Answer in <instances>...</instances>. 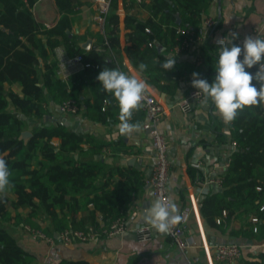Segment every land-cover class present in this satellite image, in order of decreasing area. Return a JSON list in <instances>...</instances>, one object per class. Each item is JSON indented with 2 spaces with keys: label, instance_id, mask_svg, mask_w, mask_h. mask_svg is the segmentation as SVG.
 Masks as SVG:
<instances>
[{
  "label": "trees",
  "instance_id": "16d2710c",
  "mask_svg": "<svg viewBox=\"0 0 264 264\" xmlns=\"http://www.w3.org/2000/svg\"><path fill=\"white\" fill-rule=\"evenodd\" d=\"M62 1L56 0L60 6ZM211 1L151 0L152 18L145 21L125 18V52L138 71L140 63L148 65L146 71H139L146 81L161 90L167 89L161 84L163 81L168 82V87L175 86L184 74L182 66L175 62L172 70H163L158 61L162 63L167 56L165 52H172L180 43L183 37L180 29L199 33L201 16ZM34 2L0 0V157L7 162L13 185L6 194H0V264L36 262L35 255L20 245L16 226L23 224L41 230L56 242L55 234L65 229H85L83 218L77 214L93 205L91 213L99 211L104 219L100 225L93 216V225L100 229L124 215L134 194L145 184L141 170L109 164L97 157L103 150H108L105 156L115 157L119 149L114 143L78 132L63 122L42 120L50 114V102L59 105L68 98L78 102L83 119L109 120L112 116L109 109L101 107L104 99L111 106L114 97L103 90L97 76L104 68H118V63L114 57L105 58L97 50L83 49L74 42L69 50L80 53L84 61L97 67L74 73L69 78V87L64 85L56 74V62L44 59L46 48L39 35H46V43L53 49L57 44L51 40L53 36L67 39L68 17L62 16L55 25L46 28L32 15ZM176 13L180 24L175 22ZM145 27L150 29L149 33ZM97 36L114 55L118 52L116 0H110L102 33ZM157 44L163 45L165 51L159 52ZM39 56L44 59L41 65ZM119 70L122 71L121 66ZM208 70L209 67L201 74ZM246 71L255 75L258 66ZM14 83L19 85L20 93L11 88ZM253 84L259 88L255 80ZM138 111L143 113L142 109ZM17 112L36 119L27 140L19 137L28 127L27 120L20 119ZM229 129L236 148L222 175L221 188L200 198V214L207 225L215 228L226 229L236 219L240 226L231 229V234L260 241L264 239V208L259 209L264 204V105L239 112L229 123ZM54 138L58 140L57 146L52 143ZM249 215L256 216L258 222L252 223ZM216 218H220L219 224ZM56 264L89 263L61 258ZM243 264H264V251L253 254Z\"/></svg>",
  "mask_w": 264,
  "mask_h": 264
},
{
  "label": "crops",
  "instance_id": "0c3cea01",
  "mask_svg": "<svg viewBox=\"0 0 264 264\" xmlns=\"http://www.w3.org/2000/svg\"><path fill=\"white\" fill-rule=\"evenodd\" d=\"M150 1L116 0L119 49L114 55L97 36L102 33V30L99 28V13L93 0H64L61 6L56 0H35L31 11L40 25L51 27L64 15H67L70 23V27L65 30L67 39L60 35L51 38L52 41L57 42L53 49H49L46 35H39L46 48L44 59L56 62L58 78L69 87L68 81L73 74L68 79L62 78L58 72L59 62L62 57L73 54L68 48L69 45L75 42L81 47V44L89 38L91 40L89 49L97 50L105 58L114 57L118 63V69L121 66L123 72L145 80L126 55L127 30L124 20L128 17L141 21L152 18ZM208 16L214 18L215 22L207 30L203 26V20ZM199 26L198 38L189 49L177 51L174 48L172 52H165L167 56L175 55L177 52L175 62L184 69V74L177 80L175 86L168 87V82L163 81L161 84L167 86V89L161 90L158 85L155 86L145 80L149 86L148 91L156 95L168 108L172 102L194 88L192 87L194 72L199 73L200 78L206 79L210 84L213 82L216 75L215 65L221 48V45L215 43L216 39L225 38L227 41L231 38V34H237V38L231 43L243 48L245 37L251 36L254 29L264 30V0H212L202 14ZM157 46L159 52L165 51L163 45L157 44ZM39 59L40 65L43 64L44 59L40 56ZM208 67L210 70L201 74L202 70H207ZM11 88L20 93L17 83L12 84ZM49 105L50 114L61 118L67 126L78 132L92 135L98 140L114 143V147L119 149L115 157L105 156L108 150H103L97 156L98 158L102 157L109 164L141 170L145 179L151 175L154 161L153 148L148 130L142 127L144 112L135 111L130 121L139 123L140 131L125 136L118 134L119 107L115 99L111 106L106 105L112 116L104 122L83 119L80 111L76 115L65 116L59 113L58 105L52 102ZM81 106L84 107L83 102ZM16 114L20 119L27 120L28 127L25 130L31 131L36 119L29 118L20 112ZM158 130L168 141L167 154L170 166L167 186L170 198L178 208L188 209L190 246L181 251L174 245L168 234H161L155 229L153 236L148 240H141L134 232L126 231L112 236L100 234L91 240L75 241L70 245H62L59 240L52 245L43 240L30 239L14 229L20 245L35 255V264H56L61 258L84 260L89 264H223L214 257L212 246L215 243L252 245L245 248L243 258L238 264H243L246 259H251L253 254L258 252L253 245L257 241L230 233L231 229L240 226L238 220H231L226 229L215 228L207 225L200 214V198L221 188L207 186L206 179L212 175L224 174L228 167L225 163L228 158L230 161L231 153L236 148L230 139L229 123L226 124L216 113L212 102L209 100L205 103L203 99L193 103L187 112H182L175 107L168 109L158 122ZM52 143L57 146L58 140L54 138ZM83 147L86 148L87 145L84 144ZM206 187H209L208 192L202 195L200 192ZM154 200L156 199L151 196L150 189L145 183L143 188L134 194L132 203L123 215L126 224L146 223L143 220L144 210ZM93 207L88 205L77 214L78 218H83L86 226L93 225V216H96L98 224L102 225L104 222L99 211L95 214L91 213ZM216 223H220V218H216ZM55 236L57 237L56 234Z\"/></svg>",
  "mask_w": 264,
  "mask_h": 264
},
{
  "label": "clouds",
  "instance_id": "9594fccd",
  "mask_svg": "<svg viewBox=\"0 0 264 264\" xmlns=\"http://www.w3.org/2000/svg\"><path fill=\"white\" fill-rule=\"evenodd\" d=\"M230 37L227 41H218L221 48L215 65L216 75L211 84L200 78L199 73L192 74V87L198 89L197 94H203L205 103L209 100L212 102L216 113L226 124L233 122L245 108L264 105V38L246 36L241 48L231 43L237 38V34H231ZM176 54L166 56L162 63L158 61L160 68L172 70L175 67ZM241 55L243 59H240ZM253 66H258L255 75L246 71V68L251 69ZM147 68V64H139L140 72ZM97 80L103 90L112 94L118 103V134L130 136L139 132L140 124L130 121L134 112L142 107L149 87L147 82L118 68H104L98 74ZM253 80L259 84V88L253 84ZM10 176L6 160L0 157V194H6L13 186ZM182 219L177 206L163 198L151 202L143 215V220L161 234L169 233Z\"/></svg>",
  "mask_w": 264,
  "mask_h": 264
},
{
  "label": "built area",
  "instance_id": "2783aa9c",
  "mask_svg": "<svg viewBox=\"0 0 264 264\" xmlns=\"http://www.w3.org/2000/svg\"><path fill=\"white\" fill-rule=\"evenodd\" d=\"M93 3L98 11V22L100 30L103 29L104 15L107 12L110 4V0H93ZM214 18L208 16L203 20V26L205 29H210L214 25ZM48 27V25H44ZM146 32H150L148 27H145ZM183 33V37L178 45L175 46L177 50H187L189 49L193 42L198 38V35H195L191 29H180ZM259 36L264 38V30L262 28L254 29L252 31L251 37L255 38ZM225 38H219L215 40L217 45L218 41ZM226 41V39H225ZM240 59H243L241 55ZM88 67H97L90 62L84 61L83 56L80 53H74L70 56L62 57L59 62L58 72L62 75V78L68 79L70 75L82 71ZM198 89L193 88L188 91L187 94L182 96L179 99H176L171 103L170 108L175 107L182 112H187L191 109L193 103H198L204 99L203 94H197ZM197 94V95H196ZM105 99L103 100L102 110H105L106 103ZM154 94L150 93L148 90L145 93L144 99L142 101L141 109L144 112V119L142 121V127L149 132L151 146L153 148V166L151 175L145 179V183L150 189V194L155 199L163 198L167 201L174 203L170 198L168 192V177H169V158H168V141L166 137L161 134L158 130V122L160 119L167 113V110L170 109ZM58 111L60 114L65 116H73L79 113V104L73 98H68L62 101L58 105ZM233 145H236L232 141ZM229 158L227 159L225 165L228 166ZM196 165V164H195ZM222 175H212L209 176L205 184L207 186H222ZM209 187L202 190L200 193L203 195L208 192ZM259 189V187H257ZM175 204V203H174ZM178 208V207H177ZM264 204H262L259 209L262 210ZM179 214L183 219L176 225H174L170 232L167 233L174 245L181 251L186 250L190 246V240L188 235V209L178 208ZM225 211L222 212L224 216ZM249 220L252 223L258 222V218L254 215H249ZM219 222V219H217ZM18 232L23 236L34 239V240H43L49 244H54V239L51 236L45 235L41 230L30 228L28 225H18ZM253 230L256 231V226L253 227ZM126 231L134 232L139 239L148 240L154 234V229L147 223H134L128 225L125 222L123 215L113 218L106 226L101 227L100 229L94 225L86 226L85 229H65L57 234V239L62 245H70L75 241H86L95 238L96 236L103 234L105 236L120 235ZM257 251H264V239L257 241L253 244ZM252 245L247 244H238V243H215L212 246L215 259L223 264H238L243 258L244 251L246 247Z\"/></svg>",
  "mask_w": 264,
  "mask_h": 264
},
{
  "label": "water",
  "instance_id": "95a60500",
  "mask_svg": "<svg viewBox=\"0 0 264 264\" xmlns=\"http://www.w3.org/2000/svg\"><path fill=\"white\" fill-rule=\"evenodd\" d=\"M175 22L177 24H180L181 22V19H180V16L176 13L175 14ZM90 44H91V40L89 38H87L82 44H81V47L83 49H89L90 48ZM43 121H57V122H62V119L61 118H58V117H54L53 115L51 114H46L43 116L42 118ZM32 135L31 131L29 130H23L21 131L20 133V138H22L23 140H27L30 136Z\"/></svg>",
  "mask_w": 264,
  "mask_h": 264
},
{
  "label": "rangeland",
  "instance_id": "374dc122",
  "mask_svg": "<svg viewBox=\"0 0 264 264\" xmlns=\"http://www.w3.org/2000/svg\"><path fill=\"white\" fill-rule=\"evenodd\" d=\"M16 228L19 229V226H16L15 229H16ZM17 232H18V231H17Z\"/></svg>",
  "mask_w": 264,
  "mask_h": 264
}]
</instances>
